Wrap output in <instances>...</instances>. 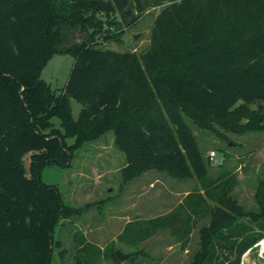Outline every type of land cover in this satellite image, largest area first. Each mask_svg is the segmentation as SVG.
<instances>
[{
  "label": "trees",
  "instance_id": "obj_1",
  "mask_svg": "<svg viewBox=\"0 0 264 264\" xmlns=\"http://www.w3.org/2000/svg\"><path fill=\"white\" fill-rule=\"evenodd\" d=\"M156 6L162 9L142 55L97 46L105 26L106 38L120 34L122 21L131 25ZM77 28L90 38L72 40ZM54 53L75 57L59 93L41 78ZM71 98L82 103L77 118ZM185 111L206 127L264 131V0H0V264H51L60 217L80 210L42 180V169L69 166L76 149L110 130L126 154L124 182L151 168L200 179L177 209L144 219L143 231L141 218L128 222L118 239H129L127 230L137 224L135 245L167 227L186 244L193 214L209 211L193 264H239L264 238V180L256 192L259 210L226 199L236 175H209ZM207 199L217 204L203 206ZM77 236L79 251L95 264L108 245L102 250Z\"/></svg>",
  "mask_w": 264,
  "mask_h": 264
},
{
  "label": "rangeland",
  "instance_id": "obj_2",
  "mask_svg": "<svg viewBox=\"0 0 264 264\" xmlns=\"http://www.w3.org/2000/svg\"><path fill=\"white\" fill-rule=\"evenodd\" d=\"M161 9L162 6L148 8L131 25L122 21L119 25L123 31L108 38L105 37V26L97 35V46L135 56L142 55L150 46L154 20ZM113 17L115 20L121 18L119 12ZM74 32L71 37L74 41L90 38L87 32L78 28ZM74 62L75 57L71 53H54L42 67L41 78L54 92L59 93L70 77ZM70 103L73 116L77 118L82 103L75 98H71ZM183 114L207 161L209 175L215 177L225 170L236 175L232 178L236 179L235 186L232 191L227 190L226 199L236 201L246 211L259 210L256 192L264 180V131L237 132L216 123L212 124L214 128L206 127L187 111ZM53 122L60 127L59 117H53ZM67 141L72 144L75 138L70 137ZM212 150L216 151L218 164H213L209 158ZM25 161L29 170V160ZM126 161V154L115 142V132L110 130L76 149L69 166L51 163L43 167L42 180L59 189L66 205L80 210L74 211L69 217H60L53 234L51 264H88L87 256L76 246L80 239L77 233L80 232L102 250L108 245L95 264H193L201 249V228L208 226L211 221L209 211H203L200 216L193 214L189 222L192 232L186 244L181 240L182 235L172 232L170 227L152 231L137 245L131 239L137 224L127 230L125 236L129 239L120 240L118 236L133 219L141 218L142 222L139 223H142L143 231L144 219L177 209L185 200L186 192L200 187V179H181L151 168L131 181L124 182L122 168ZM217 192L219 195L221 190ZM207 200V204L202 203L203 206L212 208L217 204V200ZM218 206L234 212L232 207L223 203ZM182 212L186 218L187 213L184 210ZM175 225L180 228L183 221L179 220ZM118 249L130 253V257L119 261L110 257L112 251ZM256 264H264V260L258 259Z\"/></svg>",
  "mask_w": 264,
  "mask_h": 264
},
{
  "label": "built area",
  "instance_id": "obj_3",
  "mask_svg": "<svg viewBox=\"0 0 264 264\" xmlns=\"http://www.w3.org/2000/svg\"><path fill=\"white\" fill-rule=\"evenodd\" d=\"M209 158L213 160V164H218L219 159L217 158L216 151L212 150L209 153ZM264 238L259 239L251 247L247 248L240 257L239 264H256V260H264ZM256 252V253H255ZM254 257H256L254 259Z\"/></svg>",
  "mask_w": 264,
  "mask_h": 264
},
{
  "label": "water",
  "instance_id": "obj_4",
  "mask_svg": "<svg viewBox=\"0 0 264 264\" xmlns=\"http://www.w3.org/2000/svg\"><path fill=\"white\" fill-rule=\"evenodd\" d=\"M116 255L118 256V258L120 259V260H124V259H126V258H129L130 257V253H123L120 249H118L117 251H116Z\"/></svg>",
  "mask_w": 264,
  "mask_h": 264
},
{
  "label": "crops",
  "instance_id": "obj_5",
  "mask_svg": "<svg viewBox=\"0 0 264 264\" xmlns=\"http://www.w3.org/2000/svg\"><path fill=\"white\" fill-rule=\"evenodd\" d=\"M188 193H189V191L185 193V197H186V195H187ZM154 217H155V216H154ZM149 218H152V217H149ZM136 219H137V218H136ZM133 220H134V219H133ZM123 230H124V229H123Z\"/></svg>",
  "mask_w": 264,
  "mask_h": 264
},
{
  "label": "bare ground",
  "instance_id": "obj_6",
  "mask_svg": "<svg viewBox=\"0 0 264 264\" xmlns=\"http://www.w3.org/2000/svg\"><path fill=\"white\" fill-rule=\"evenodd\" d=\"M263 243H264V241H263Z\"/></svg>",
  "mask_w": 264,
  "mask_h": 264
}]
</instances>
